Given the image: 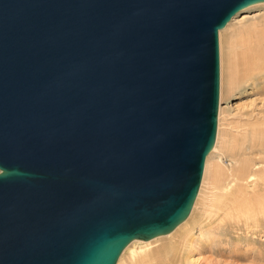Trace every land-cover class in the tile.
Masks as SVG:
<instances>
[{
	"label": "water",
	"instance_id": "obj_1",
	"mask_svg": "<svg viewBox=\"0 0 264 264\" xmlns=\"http://www.w3.org/2000/svg\"><path fill=\"white\" fill-rule=\"evenodd\" d=\"M264 0H0V264H116L189 215L219 31Z\"/></svg>",
	"mask_w": 264,
	"mask_h": 264
},
{
	"label": "rangeland",
	"instance_id": "obj_2",
	"mask_svg": "<svg viewBox=\"0 0 264 264\" xmlns=\"http://www.w3.org/2000/svg\"><path fill=\"white\" fill-rule=\"evenodd\" d=\"M263 23L264 2L242 9L219 31L218 137L216 150L207 154L205 187L185 220L191 229L189 264H264V209H218L220 190L214 186L217 175L236 159L264 164V144L251 145L253 135L264 134V72L247 75L240 60L246 33ZM166 238H156L151 246L158 247Z\"/></svg>",
	"mask_w": 264,
	"mask_h": 264
},
{
	"label": "bare ground",
	"instance_id": "obj_3",
	"mask_svg": "<svg viewBox=\"0 0 264 264\" xmlns=\"http://www.w3.org/2000/svg\"><path fill=\"white\" fill-rule=\"evenodd\" d=\"M260 3L262 4V2ZM243 40L245 48L240 60L241 65L244 67V73L252 75L264 72V26L256 25L246 33ZM262 131H264V128ZM217 137L218 128L215 143L209 154L216 150ZM263 144L264 134L258 133L252 136V146L260 148ZM261 161L263 163L264 159H260ZM203 170L197 198L202 193L206 183L207 156ZM214 186L220 190V196L216 199L218 209L228 205H231L238 213H252L255 209H264V164L256 166L255 162H241L236 159L227 171L225 170L217 175ZM185 220L169 233L163 234L162 236L169 238L164 239L163 242L161 241L156 248L152 247L151 243L156 238L162 237L161 235L149 240L138 238L131 240L121 252L116 264H125L126 262V264H189L190 253L187 250L191 247L189 246L191 245V229L189 230L188 221Z\"/></svg>",
	"mask_w": 264,
	"mask_h": 264
}]
</instances>
